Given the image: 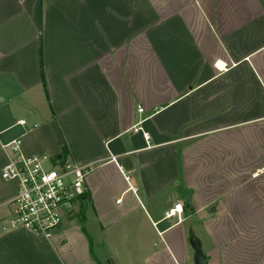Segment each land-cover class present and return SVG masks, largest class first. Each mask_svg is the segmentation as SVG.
I'll return each instance as SVG.
<instances>
[{"label":"crops","instance_id":"crops-1","mask_svg":"<svg viewBox=\"0 0 264 264\" xmlns=\"http://www.w3.org/2000/svg\"><path fill=\"white\" fill-rule=\"evenodd\" d=\"M17 138L91 166L68 219L98 264L91 232L124 221L167 243L140 241L145 264H184L191 236L207 264H264V0H0V264H68L52 236L5 221ZM198 215L204 237L189 236Z\"/></svg>","mask_w":264,"mask_h":264},{"label":"built area","instance_id":"built-area-1","mask_svg":"<svg viewBox=\"0 0 264 264\" xmlns=\"http://www.w3.org/2000/svg\"><path fill=\"white\" fill-rule=\"evenodd\" d=\"M138 111L144 109L140 107ZM17 123L23 125L26 121L18 119ZM21 145V138L3 145L9 158L2 167L1 177L18 185L10 201L12 212L5 221L11 227H23L50 238L61 226L63 217L72 215L85 194L91 166L58 156L28 155L23 153ZM182 214L183 204L177 202L166 211L165 217L179 222Z\"/></svg>","mask_w":264,"mask_h":264},{"label":"rangeland","instance_id":"rangeland-1","mask_svg":"<svg viewBox=\"0 0 264 264\" xmlns=\"http://www.w3.org/2000/svg\"><path fill=\"white\" fill-rule=\"evenodd\" d=\"M80 209L79 203L72 213V216L78 215ZM68 217L69 216L65 215L63 217V222L69 220ZM202 219V215H198L184 221V226L188 229L189 236H191L192 232H194L204 237L202 232L203 226L201 225ZM175 221L176 219H168L167 223L171 224ZM130 223L138 224L139 221H130ZM125 224H127L126 221L119 223L118 226L113 225L111 228H107L105 230L98 229L97 231L95 230L91 232V236L94 239L93 252L95 256L105 262V264H145L144 255L136 250V246L138 244L140 245V241L142 242L143 240L142 243L145 244L146 242L149 245L147 246V254L152 251L160 250L167 244L157 235V233L152 232L150 236L146 238L137 237L136 232H134L131 236H124L118 231L127 227ZM64 228V230H66L65 236H62L60 240H55V235L52 234L51 240L58 243V245H61L62 252L66 255L65 259L67 263L98 264L89 250L88 243H86L88 239L84 234L82 222H80L77 217H74L69 220V223H66ZM191 237L189 238L190 244ZM183 248L184 246L181 245L179 247V251H183ZM193 254L194 250L191 244L184 264H192ZM69 258L71 260H69Z\"/></svg>","mask_w":264,"mask_h":264},{"label":"water","instance_id":"water-1","mask_svg":"<svg viewBox=\"0 0 264 264\" xmlns=\"http://www.w3.org/2000/svg\"><path fill=\"white\" fill-rule=\"evenodd\" d=\"M191 244L194 250L193 264H207L199 239L192 237Z\"/></svg>","mask_w":264,"mask_h":264},{"label":"trees","instance_id":"trees-1","mask_svg":"<svg viewBox=\"0 0 264 264\" xmlns=\"http://www.w3.org/2000/svg\"><path fill=\"white\" fill-rule=\"evenodd\" d=\"M88 197H89V194L86 191L85 194L82 196V198L79 201L80 205H82L83 204V201L86 200V199H88Z\"/></svg>","mask_w":264,"mask_h":264}]
</instances>
